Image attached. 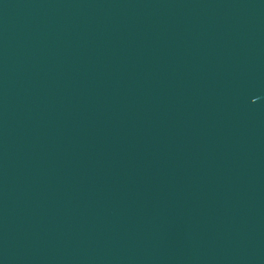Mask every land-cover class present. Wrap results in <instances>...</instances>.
Segmentation results:
<instances>
[{
  "label": "water",
  "instance_id": "1",
  "mask_svg": "<svg viewBox=\"0 0 264 264\" xmlns=\"http://www.w3.org/2000/svg\"><path fill=\"white\" fill-rule=\"evenodd\" d=\"M0 264H264V0H0Z\"/></svg>",
  "mask_w": 264,
  "mask_h": 264
}]
</instances>
